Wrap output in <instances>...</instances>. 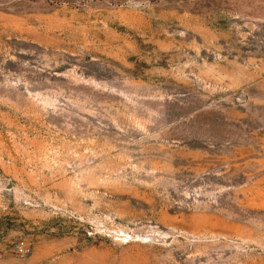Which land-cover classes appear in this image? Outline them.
I'll list each match as a JSON object with an SVG mask.
<instances>
[{
	"label": "rangeland",
	"instance_id": "374dc122",
	"mask_svg": "<svg viewBox=\"0 0 264 264\" xmlns=\"http://www.w3.org/2000/svg\"><path fill=\"white\" fill-rule=\"evenodd\" d=\"M0 264H264V0H0Z\"/></svg>",
	"mask_w": 264,
	"mask_h": 264
},
{
	"label": "built area",
	"instance_id": "2783aa9c",
	"mask_svg": "<svg viewBox=\"0 0 264 264\" xmlns=\"http://www.w3.org/2000/svg\"><path fill=\"white\" fill-rule=\"evenodd\" d=\"M16 251H17L19 258H21V259H24L29 253V250L23 245L22 246L17 245Z\"/></svg>",
	"mask_w": 264,
	"mask_h": 264
}]
</instances>
